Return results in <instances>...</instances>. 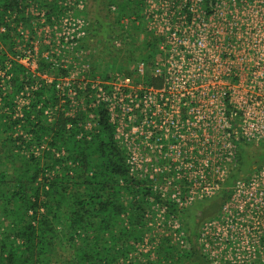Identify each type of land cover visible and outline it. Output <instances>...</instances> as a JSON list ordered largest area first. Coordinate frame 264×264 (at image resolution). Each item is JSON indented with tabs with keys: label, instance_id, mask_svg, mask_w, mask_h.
I'll use <instances>...</instances> for the list:
<instances>
[{
	"label": "built area",
	"instance_id": "built-area-1",
	"mask_svg": "<svg viewBox=\"0 0 264 264\" xmlns=\"http://www.w3.org/2000/svg\"><path fill=\"white\" fill-rule=\"evenodd\" d=\"M133 5L129 15L121 16L122 24L142 23L158 40L148 79L143 61L132 69L137 81L116 72L110 80L76 83V64L71 75L53 78L51 72L67 66L62 47L40 57L50 62L48 73L37 65L36 47H23L15 35L9 53L38 76L15 95V117L23 116L31 89L54 80L58 96L68 101L65 113L85 114L87 132L96 127V108L106 105L131 174L161 199L146 197L152 206L138 246L153 257L161 237L188 247L181 214L221 190L239 167L241 142L264 145V0H137ZM75 6L84 9V0ZM111 9L117 11L116 5ZM19 14L5 16L14 34ZM6 65L0 66L3 91L12 76ZM78 92L83 93L79 99ZM57 108L46 109L48 119ZM230 191L218 214L200 223L203 254L209 264H264V159Z\"/></svg>",
	"mask_w": 264,
	"mask_h": 264
},
{
	"label": "trees",
	"instance_id": "trees-1",
	"mask_svg": "<svg viewBox=\"0 0 264 264\" xmlns=\"http://www.w3.org/2000/svg\"><path fill=\"white\" fill-rule=\"evenodd\" d=\"M26 1L0 0V27L7 28L0 30V44L7 46L0 50V66L10 65L12 73L6 91L0 89V264H209L198 240L200 223L218 214L236 179L262 163L264 145L241 142L239 167L221 190L181 214L188 247L163 238L153 257L137 252L148 229L146 197L161 199L131 174L106 105L96 108V127L87 132L80 113H65L68 101L62 102L54 80L31 89L23 116H14L15 95L38 79L9 53L14 30L5 16L20 13ZM37 1L53 5L56 0ZM131 1L92 0L93 11L87 4L85 42H95V58L105 75L143 61L148 79L158 40L142 23L122 24L121 16L132 12ZM55 106L50 120L45 111Z\"/></svg>",
	"mask_w": 264,
	"mask_h": 264
},
{
	"label": "rangeland",
	"instance_id": "rangeland-1",
	"mask_svg": "<svg viewBox=\"0 0 264 264\" xmlns=\"http://www.w3.org/2000/svg\"><path fill=\"white\" fill-rule=\"evenodd\" d=\"M78 1L79 0H56L53 5L52 3L47 5L46 1L41 3L37 0H27L26 2L22 3L21 6L23 7L21 9L23 10L20 11V14L18 12L21 20H15L13 25L16 28L14 35L18 39V43H20L23 47L25 46L26 48H33L34 45L40 60L37 65L40 64L39 67L48 73H50L48 71V64H50V62L48 60L46 61L44 59H40V57L47 50L62 47L61 54H64V56H62L61 59L64 60L63 64L67 66L64 70L60 69L53 71V73L51 72L53 78L59 77L63 74L71 75L75 69L73 68V65L76 64L77 70L80 71L78 73L79 75L76 77L78 80H73L76 83L85 82L89 84L91 82L110 80V78L116 72H118L120 75L122 74L125 76H130L135 81H137V76L134 73L129 74L136 64H131L129 68L123 72L109 69L108 74L105 75V73H103L105 67L98 66V60L95 58L97 57L98 52L95 49V42L92 40L85 42L90 26V21L86 14L87 4H89V8L91 9L92 0H84V9L77 10L75 5ZM134 2H137V0L131 1V9L135 6H138V3H136L134 6ZM115 5L118 9L119 7L117 4ZM96 7V5L92 7L94 8L93 10H95ZM70 11L72 15L75 16V19H79L72 21L71 18L68 17L70 14H67L70 13ZM80 26L82 27L77 30V28ZM82 29H85V33L80 37L77 35V33ZM117 43L120 42L118 41ZM3 48L7 51V46L3 45ZM64 48H67L66 52H64ZM41 65L43 67H41ZM82 94V92H78L76 98L79 99ZM82 117L84 118L85 114L82 115ZM204 205L211 206L210 202H204ZM151 206L152 204L149 202L147 204L146 210L151 208ZM212 209L214 210L215 207H212ZM145 218L148 219V217ZM182 225L185 229L183 218ZM163 238L164 237H161L159 242ZM171 244L178 246L176 243ZM142 252L144 253V251ZM155 252H157V246L155 248Z\"/></svg>",
	"mask_w": 264,
	"mask_h": 264
}]
</instances>
